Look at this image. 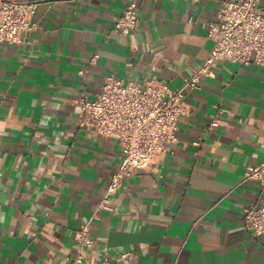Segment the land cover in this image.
<instances>
[{
	"label": "crops",
	"instance_id": "0c3cea01",
	"mask_svg": "<svg viewBox=\"0 0 264 264\" xmlns=\"http://www.w3.org/2000/svg\"><path fill=\"white\" fill-rule=\"evenodd\" d=\"M36 1L34 29L0 42V264H67L91 220V264H264V235L244 226L264 187V66L217 59L186 96L177 140L93 217L120 143L79 127L78 98L106 76L179 86L214 45L221 0H137L128 36L114 22L130 0ZM264 5V0H261ZM216 121L217 124H211Z\"/></svg>",
	"mask_w": 264,
	"mask_h": 264
},
{
	"label": "built area",
	"instance_id": "2783aa9c",
	"mask_svg": "<svg viewBox=\"0 0 264 264\" xmlns=\"http://www.w3.org/2000/svg\"><path fill=\"white\" fill-rule=\"evenodd\" d=\"M36 5V1L0 0V42H21L26 32L35 28L32 17ZM139 20L137 0H130L115 20L114 30L128 36ZM208 35L214 42L208 56L179 86H171L155 76L139 82L108 75L96 97L78 98L79 127L90 128L93 136L117 140L122 150L120 163L111 174L93 217L100 210L114 208L113 194L123 185L126 176L135 169L148 167L155 157L169 151V144L177 140L178 119L187 109L186 94L198 86L202 76L213 75L211 66L217 59L264 66L261 0H221L215 19L209 24ZM245 177L257 179L264 187V161L249 165ZM90 219L76 228V254L67 259V264H91L88 252L96 240L91 233ZM243 219L245 229L252 236L264 235V198L249 204ZM133 257L131 250H123L114 261L104 259L101 264H118Z\"/></svg>",
	"mask_w": 264,
	"mask_h": 264
}]
</instances>
